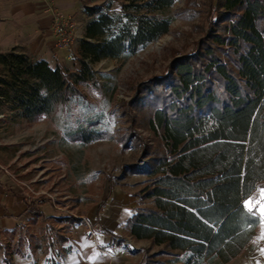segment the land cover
<instances>
[{
	"label": "trees",
	"instance_id": "obj_1",
	"mask_svg": "<svg viewBox=\"0 0 264 264\" xmlns=\"http://www.w3.org/2000/svg\"><path fill=\"white\" fill-rule=\"evenodd\" d=\"M112 2L81 0L88 18L75 52L81 69L50 67L22 46L0 51V127L10 131L48 119L63 143L114 138L111 97L91 65L129 57L167 33L166 11L175 0H121L119 12L110 11ZM152 82L155 88L145 84L151 107L146 127L157 147L142 148L149 164L128 165L147 176L134 196L150 205L136 210L127 226L134 240L160 249L142 253L137 264H228L259 225L243 200L255 197L264 184V0L220 2L199 45L173 59L171 71ZM85 89L96 92L105 107ZM139 94L129 108L136 107ZM128 138L141 140L133 127ZM105 179L112 191L111 177ZM78 180L85 185L83 174ZM43 203L31 199L26 212L42 235H31V249L51 253L48 260L56 264V256L70 251L64 244L71 226L85 221L76 215L46 217ZM45 223L55 233L51 241ZM99 230L118 238L104 227Z\"/></svg>",
	"mask_w": 264,
	"mask_h": 264
},
{
	"label": "rangeland",
	"instance_id": "obj_2",
	"mask_svg": "<svg viewBox=\"0 0 264 264\" xmlns=\"http://www.w3.org/2000/svg\"><path fill=\"white\" fill-rule=\"evenodd\" d=\"M108 1L110 0H85V3L98 5ZM222 1L175 0L166 11L171 18L167 33L129 57L105 59L91 65L111 97L109 107L113 110V139L90 145L63 143L60 132L48 119L15 125L10 131L0 127L1 160L4 170L11 174L18 190L32 199L50 203L59 213L81 216L88 215L94 209L101 215L113 203V190H121L131 196L138 193L146 184L147 176L129 169L128 165L140 168L149 164L148 159L142 156V148L144 145L151 149L157 147V141L146 127L151 107L147 103L150 95L146 94L145 84L155 88L152 81L161 79L171 71L173 59L193 52L216 18L218 5ZM120 8L121 0H113L110 11L119 12ZM82 12L84 13L83 8ZM83 13L76 18L71 16L77 36H82L88 20ZM76 44L70 45L72 62L69 68L64 69L82 68V63L75 54ZM85 92L99 107H105L106 104L96 92L87 89ZM138 93L136 107L129 108L128 103ZM130 127L134 128L140 141L129 140ZM79 174H83L86 181L84 186L79 183ZM107 176L111 177L112 191H109V184L105 179ZM261 185L257 189L260 194L261 189H264V184ZM133 197L134 204L127 211L128 214L150 205L149 201ZM92 200L94 203H91ZM59 225L54 224L56 227H60ZM51 227L49 223L44 224V233L49 241L55 235ZM31 235L42 238L38 226L27 222L20 224L12 237L5 235L0 240V264H52L48 260L51 253L43 254L39 249L32 252L31 246L35 239L30 238ZM126 240L134 248L132 252L124 249L126 253L141 256L142 253L151 254L160 249L146 241ZM56 260H59L58 256L55 257Z\"/></svg>",
	"mask_w": 264,
	"mask_h": 264
},
{
	"label": "crops",
	"instance_id": "obj_3",
	"mask_svg": "<svg viewBox=\"0 0 264 264\" xmlns=\"http://www.w3.org/2000/svg\"><path fill=\"white\" fill-rule=\"evenodd\" d=\"M57 11L76 18L83 13L81 0H0V51L22 46L29 55L45 60L50 67L59 65L69 68L72 62L71 47L57 46L50 26L53 14ZM77 38L73 45H78L81 35ZM4 169L0 155V240L5 235L16 233L20 224L28 223L26 212L32 199L18 190L11 174H7ZM133 196L113 190V203L101 215L97 214L96 209L88 215H76L85 224L71 226L67 234L70 251L59 257L56 264H137L140 254L126 253L125 248H122L126 239L134 240L127 226L128 218L136 212H127L134 204ZM246 201L254 205L252 210L259 217V225L253 239L228 264H264V216L258 211L260 205L256 203H264V200H261V194L257 191L255 197L243 200L244 207L249 210ZM40 208L46 217L67 215L59 213L50 203L45 202ZM100 227L116 234L118 238L101 233ZM134 241L150 243L148 240ZM103 247L106 249L102 251Z\"/></svg>",
	"mask_w": 264,
	"mask_h": 264
},
{
	"label": "built area",
	"instance_id": "obj_4",
	"mask_svg": "<svg viewBox=\"0 0 264 264\" xmlns=\"http://www.w3.org/2000/svg\"><path fill=\"white\" fill-rule=\"evenodd\" d=\"M50 26L57 46H69L77 38L76 27L70 16L57 11L53 14ZM123 245L128 252H132L134 249L133 245L128 240L123 241ZM105 249L106 248L103 247L101 250L103 251ZM115 255H119V253H115Z\"/></svg>",
	"mask_w": 264,
	"mask_h": 264
},
{
	"label": "snow or ice",
	"instance_id": "obj_5",
	"mask_svg": "<svg viewBox=\"0 0 264 264\" xmlns=\"http://www.w3.org/2000/svg\"><path fill=\"white\" fill-rule=\"evenodd\" d=\"M261 200H264V189H261ZM256 203L260 205L258 211L262 216H264V203H261L260 201H257ZM246 204L249 205V210L251 211L252 207L254 206L252 205V202L248 201Z\"/></svg>",
	"mask_w": 264,
	"mask_h": 264
}]
</instances>
